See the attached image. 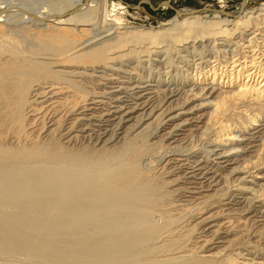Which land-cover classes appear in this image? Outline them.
Wrapping results in <instances>:
<instances>
[{"label":"bare ground","instance_id":"1","mask_svg":"<svg viewBox=\"0 0 264 264\" xmlns=\"http://www.w3.org/2000/svg\"><path fill=\"white\" fill-rule=\"evenodd\" d=\"M45 1L0 5V264H264V8Z\"/></svg>","mask_w":264,"mask_h":264},{"label":"rangeland","instance_id":"2","mask_svg":"<svg viewBox=\"0 0 264 264\" xmlns=\"http://www.w3.org/2000/svg\"><path fill=\"white\" fill-rule=\"evenodd\" d=\"M122 1L125 2L127 5V9L123 11L124 14L122 15L123 16L122 22L123 21L126 22L129 27L136 26L137 28H141V29H151L153 27H154L153 29H158L160 26H162L161 23H163L164 21L169 20L170 18L172 19L175 16H178L179 10L181 8H192L193 10H196L199 12L203 11L204 13L203 15H209V16H212L213 12H218V10H224V13L231 14L228 16V19H234L239 15V14H234V13L240 8V5L241 7L244 6V8L248 9L247 11H253V10L257 11L259 10V8H264V2H263L264 0H122ZM0 5H2L1 8H3V9L0 8L1 10H4V8H6L8 9V11L5 9L6 12L8 13L14 12L15 15H18L17 17L15 16L16 21L21 20L20 16L22 18H24L28 14H29L28 16H30L32 11L33 12L31 15L33 14L36 15L42 12L43 10L46 11L47 9V7L45 6L46 5L45 0H29V1L28 0H20V1L19 0H0ZM108 5H109L108 6L109 14H114V12L111 11L112 7H111L110 0L108 1ZM13 7H15V9H13ZM68 15L69 13L66 12V16ZM179 16H182V14H180ZM15 17L13 18V20H15ZM17 18H20V19H17ZM202 51L205 54L209 53L206 51V49H202ZM153 63H154L153 61H150L149 64L148 62H146L147 66L145 69L146 71L145 73L147 74V72H149V74L155 79H156L155 76H157V78L162 77L161 79L166 78L163 80L164 82L166 81L167 83L169 82L171 83L175 81L177 75L180 74V72L181 73L186 72L183 69L186 68L188 71H191V72L194 71L195 69V68L189 69L190 67L187 68V65L183 63L180 64L179 60L175 57L173 60V64L174 63L178 64V66L177 65H174V66L179 67L183 65V68L182 69L178 68L179 70L175 68V70H172L171 72L173 73V75L172 73L170 74L166 72L164 74L163 73L160 74L158 72L159 67H157ZM148 66L149 67L152 66L150 67L151 69ZM151 71H153L152 74L150 73ZM194 72H198V70L195 69ZM174 74L176 76H174Z\"/></svg>","mask_w":264,"mask_h":264},{"label":"water","instance_id":"3","mask_svg":"<svg viewBox=\"0 0 264 264\" xmlns=\"http://www.w3.org/2000/svg\"><path fill=\"white\" fill-rule=\"evenodd\" d=\"M129 6H131V5H129Z\"/></svg>","mask_w":264,"mask_h":264}]
</instances>
